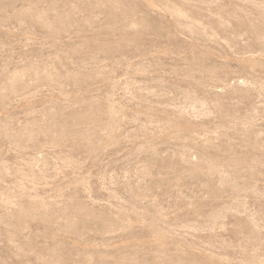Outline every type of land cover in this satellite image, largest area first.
<instances>
[{
	"label": "rangeland",
	"instance_id": "obj_1",
	"mask_svg": "<svg viewBox=\"0 0 264 264\" xmlns=\"http://www.w3.org/2000/svg\"><path fill=\"white\" fill-rule=\"evenodd\" d=\"M0 264H264V0H0Z\"/></svg>",
	"mask_w": 264,
	"mask_h": 264
}]
</instances>
